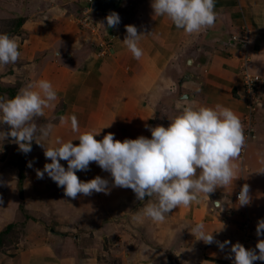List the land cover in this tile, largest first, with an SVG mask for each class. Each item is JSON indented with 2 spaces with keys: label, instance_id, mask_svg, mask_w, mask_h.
I'll list each match as a JSON object with an SVG mask.
<instances>
[{
  "label": "rangeland",
  "instance_id": "1",
  "mask_svg": "<svg viewBox=\"0 0 264 264\" xmlns=\"http://www.w3.org/2000/svg\"><path fill=\"white\" fill-rule=\"evenodd\" d=\"M64 2L66 3L64 4ZM40 5L44 8L41 9ZM116 6H120L118 10H121L123 6L124 9L128 8L126 0L121 3L119 1ZM89 7L90 5L88 6L84 0H0V33L18 37L21 54L15 64L0 65V97L9 98V93L4 91V87H9L15 96L29 82L40 79L50 81L54 89H57V70L61 66L57 62L60 60L48 58L49 54L46 52L55 47L57 42L54 40L56 38L43 40V37L47 30L59 33L66 26L65 23L73 24L77 28L76 39L78 42L83 41L84 38L90 41L91 37H94L95 40L91 39L90 41L94 44L92 50L88 44L82 42L86 53L90 49V52L94 54L89 52L90 55L98 57V60L103 62L108 58V55H111L109 48L113 43L112 36H106L107 33L103 26L107 15L96 17L93 13L94 10L91 11ZM55 8L56 12L66 8V15L62 20L50 21L48 16ZM87 9L91 12L89 17L83 14ZM41 10L44 12L43 15ZM123 13L126 15V12ZM17 19H21L22 22L16 28ZM26 19L29 20L26 21ZM123 23L126 21L123 20ZM240 28L241 32L238 37L230 34V38L239 43L237 50L234 53L225 52L224 49L227 45L224 44L221 49L217 48L218 57L210 60L204 70L201 69L206 75H210L209 81L214 76L222 80L218 79L217 81L221 83L220 85H226L225 81L229 83L234 80L233 75L225 72L226 68L237 67L239 81L242 84L241 71L244 61L248 70L250 28L245 23ZM70 30H73V27ZM246 30H249L248 37L245 36ZM52 43H54L53 46H51ZM40 52L43 53L40 54ZM198 54L201 55V53ZM117 70L119 69H116V72ZM120 71L123 73V70ZM116 72L114 75L110 73L109 86L111 89L108 86L105 93L107 96L115 95L116 98L124 97L126 93L123 90L127 89L128 84L122 86V83L117 80ZM128 72H132V70L129 69ZM257 81L256 97L260 99L264 96V74L260 75ZM133 84L130 81L129 87ZM114 86H117L116 91L113 90ZM241 91L239 87V92ZM56 92L58 100L54 102V107L46 108L45 116L37 118L36 123L38 125L46 123L54 125L50 135L51 140L54 141L60 137L65 141L73 139L72 142L78 144L79 141L75 138L80 133L93 131L89 127L88 121L96 120L99 117L89 113L92 112L91 108L93 107L90 105L83 113L72 112L70 116L74 114L77 117L80 132L72 131L68 113L64 116L58 114V110H56L57 105L62 102V96L57 90ZM255 108L256 105L248 113L255 112ZM134 109L131 112L129 110L126 117L118 116L117 111H114L115 116L118 117L116 129L113 128L115 131L112 127H107L101 133L99 140L109 132L113 133L117 140L130 139L127 130H132L134 121L138 122V125L144 123V118L135 115ZM141 110L137 107L136 114L141 113ZM61 117L68 120V123H62ZM99 119L101 120V118ZM171 119L167 118L168 121ZM130 121L131 126L128 129L125 125L130 124ZM163 122L160 120L158 124ZM246 124L247 122L245 126ZM0 128L7 130L8 126L0 125ZM9 140H11L10 137ZM31 149L30 153L25 154L19 150L15 143L5 141L3 150L0 151V232L6 230L0 237V262L3 259L9 261L14 259L13 257H18L15 259L16 263V260H20L19 257L23 258V255L31 250H34V253L42 252L50 247L58 253H76L78 257L89 249L94 256L93 264H122L120 256L132 249L130 244L133 246L135 243L145 241V248L147 251L149 248V253L153 258L154 256L160 258L161 255L165 258L156 261L157 264H195V255H190V258L192 257L189 258L190 260L183 255L190 252V243L195 238L191 233V227L197 222H203L207 231L218 229L221 222L224 227L222 230L214 231L212 233L214 237L217 234L220 237L225 235V239L222 238L220 242L225 240L233 244L240 242L245 248H251L257 252L258 249L255 248L257 240L264 238L256 235L257 221L264 219V146L249 147L245 152H241L240 157L242 155L243 159L241 172H238L237 179L226 186L227 191L223 193V197L217 193H215L217 196L209 194L208 197L202 194L201 202H193L187 208L180 206L173 209L166 216L164 222H154L144 217L142 215L143 206L152 198L138 201L130 188L112 187L109 194L93 192L88 196L81 194L76 199L65 196L64 189L58 187L46 173L43 179L37 177L36 170L42 171L44 164L51 161L45 157L44 149L35 141L32 142ZM29 163H31V167H29ZM60 163L67 168L66 161L61 160ZM76 175L82 182L95 176L106 178L110 184L112 182L110 173L102 170L95 162L90 163L88 170L77 171ZM244 184L249 186L251 199L248 205L240 206L235 192ZM217 200L223 203L222 211L211 202ZM193 207L195 214L191 215L189 209ZM205 211L208 212L206 215H204ZM247 220L249 228L244 229L243 223ZM181 222H184L182 223L184 225L180 224ZM166 231H171L172 235L165 234ZM163 234L170 241L167 245L161 244ZM198 241V244L191 245V248L194 247L193 252L203 256L200 259H211L216 264H233L230 246L221 250L216 243L205 244L203 241ZM135 247L134 251H136ZM185 247L186 249L183 250ZM147 251L136 252L141 255H135V260L137 256L140 261L145 258ZM152 251L155 252L154 255ZM253 264H264V261L257 260Z\"/></svg>",
  "mask_w": 264,
  "mask_h": 264
},
{
  "label": "clouds",
  "instance_id": "2",
  "mask_svg": "<svg viewBox=\"0 0 264 264\" xmlns=\"http://www.w3.org/2000/svg\"><path fill=\"white\" fill-rule=\"evenodd\" d=\"M151 7L154 15L166 16L176 28L189 35L213 27L217 18L215 0H152ZM105 19L108 28L120 23L116 12ZM125 27L127 35L123 43L139 60L143 56L139 47L141 34L134 25ZM19 46L18 37L0 33V65L15 64L21 55ZM180 99L183 103L177 104L178 114L169 120L167 127L149 128L151 138L141 135L121 141L109 132L97 140L100 128L80 133L75 138L79 143L74 144L73 139L65 141L57 137L51 140L52 123H36L37 118L45 116L46 108L54 107L58 96L48 80L29 82L14 97H0V125L8 126L7 130L0 128V151L8 141L27 154L35 141L51 161L44 164L42 171L36 170L37 177L43 179L46 173L64 189L65 196L76 199L81 194L88 196L93 192L109 194L112 187L130 188L138 201L152 198L143 206L142 215L154 222H164L173 209L190 207L193 202L200 201L202 194L208 197L217 187L237 179L236 161L246 142L241 119L231 108L219 104L200 105L183 96ZM68 119L72 131L80 132L77 117L73 114ZM61 122L66 124L68 120L61 117ZM61 160L67 162V168ZM92 162L110 173L111 184L100 176L85 182L78 178L76 172L88 170ZM237 199L240 206L250 203L247 184L242 185ZM211 202L223 210L220 200ZM223 227L220 222L218 229L207 231L203 222H197L191 227V233L205 244L216 243L221 250L230 246L233 264L264 261V238L257 240V252L240 242L215 240L212 233ZM256 235L264 237V219L257 221Z\"/></svg>",
  "mask_w": 264,
  "mask_h": 264
},
{
  "label": "crops",
  "instance_id": "3",
  "mask_svg": "<svg viewBox=\"0 0 264 264\" xmlns=\"http://www.w3.org/2000/svg\"><path fill=\"white\" fill-rule=\"evenodd\" d=\"M122 1L120 0V3ZM126 1L127 9H124L123 6L121 10H118L120 6H116L111 11L117 14L119 12L120 23L116 27L108 28L107 21H104V27L107 29L106 32L104 28L107 33L106 36H112L111 40L113 42L109 48L111 55H108L107 60L105 59L104 62L99 61V58L93 56V52H90L92 45H94L90 41L91 39L94 41V37H91L90 41L84 38L85 40L78 42V39H76L77 28L73 24L65 23L66 26L59 33L45 31L43 40L56 38L54 42H57L55 47L46 51L49 54L48 58L52 60L56 58L57 61L59 59L60 62H57V64L61 65L57 70L58 77L56 80V90L62 96V102L56 108L58 114L66 116L68 113L70 116L74 111L83 113L88 105L93 106L91 108L92 112L89 113L101 118V120L99 118L96 120L90 119L91 121H88V125L93 131H97L102 127L99 135L96 136L97 140H99L101 133L107 127L116 129L118 117L115 116L114 111H117L118 116L126 117L128 116V111L132 107L131 110L137 106L142 109L141 113L136 114L135 110L137 107L133 112L135 115L143 117L144 120H141L144 123L138 125V122L134 121L132 130H127L128 135L130 134V139H135L141 135L151 138L149 128L157 125L167 127L169 124L167 118H173L178 114L177 104L183 103L180 99L183 96L200 105L215 106L219 104L231 108L240 117L244 127L246 142L245 148L243 147L241 152H245L249 147H263L264 96L259 99L255 112L249 115L243 94L244 87L243 83L241 84V81H239L240 77L237 67L234 69L226 68L225 72L234 76L233 81L229 83L225 81L226 85H220L221 83L217 82L219 78L214 76L209 81L211 79L208 78L210 75H206L201 69L204 70L210 60L218 57L219 51L217 48L221 49L224 44L227 45L224 49L225 52L234 53L237 50L239 43L232 40L230 36L236 35L238 37L241 32L240 27L245 23L250 28L248 71L259 75L264 74V0H215L217 18L214 26L192 35L176 28L166 16L154 15L151 7L152 0ZM40 8L43 9L44 7L40 5ZM41 11L43 15L44 12L43 10ZM56 11V8L53 9L48 16L51 19L50 21L62 20L65 17L66 8L59 12ZM123 12H126V15ZM93 13L96 17H104V15L110 14L99 11H94ZM28 20L26 19V21ZM123 20L126 23H123ZM121 23L124 25H121ZM126 25H134L137 33L141 34L139 47L143 50V56L139 60L133 57L123 43L127 35ZM71 27H73V30H70ZM82 42L90 46L87 53ZM53 45L54 43L51 44V46ZM239 48L238 46V50ZM217 51L218 53H216ZM89 52L93 54V57ZM42 53L40 52V54ZM198 53H201V55ZM116 69L119 70L116 72ZM129 69L132 72H128ZM120 70H123V73ZM114 72L117 73V80L122 83V86L128 84L126 86L127 89L123 90L126 93L124 97L116 98L115 95L107 96L105 93L111 82L109 75L110 73L114 75ZM130 81L134 84L129 87ZM228 86L231 90H228ZM239 87L242 90L241 92H239ZM108 88L111 89V86ZM113 90L116 91L117 86H114ZM160 120L164 122L158 124ZM108 124L109 126H107ZM247 125L249 130H247ZM105 126L107 127L104 128ZM125 126L130 129L131 121L130 124ZM242 160L241 155L236 161L238 165L236 175L241 172ZM226 186L217 187L210 194L214 195L217 193L223 197V193L227 191ZM240 190L241 188L238 191ZM217 194L215 195L217 196ZM189 211L191 215L195 214L194 207L190 208ZM204 213L206 215L208 212L205 211ZM182 223L184 222L180 224ZM169 233L172 235L171 231L165 232V234ZM218 235L214 237L217 241L222 240L225 236L220 237ZM165 236L162 237L161 244L163 245H167L170 242L168 237ZM189 237L188 239H191ZM198 242L194 238L190 244L195 246ZM191 245L189 247L190 252H186L187 255L183 256L189 259L190 255H195V264H216L211 259H200L203 256L201 257V254L194 253V247L191 248ZM130 246L132 249L120 256L122 264H157L156 261L165 259L162 255L161 257L159 256L160 258L156 256L153 258L149 253V248L148 251L145 248V241L135 243L133 246L130 244ZM134 247L136 251H134ZM182 249L179 250L182 251ZM185 249L186 247L183 250ZM141 250L147 251V255L145 254L146 257L140 261L138 256L141 254H136V252ZM179 250L178 252H180ZM152 254L154 255L155 252L152 251ZM135 255H138L136 260ZM13 258L9 261L3 259L0 264H93L94 262L92 260L94 256L89 249L78 257L76 253H58L50 247L42 252L34 253V250H31V252L24 254L23 258L19 257L20 260H16V263L15 259L18 257Z\"/></svg>",
  "mask_w": 264,
  "mask_h": 264
},
{
  "label": "built area",
  "instance_id": "4",
  "mask_svg": "<svg viewBox=\"0 0 264 264\" xmlns=\"http://www.w3.org/2000/svg\"><path fill=\"white\" fill-rule=\"evenodd\" d=\"M84 1H85V3L88 4V6L90 5L89 8L92 11L91 3L93 0H84ZM83 14H85V16L89 17L91 12L89 11V9H87ZM248 32H249V30L245 33L246 37H248ZM241 61H242V58H241ZM245 64H246V62L244 61L242 64L243 69L241 71V77H242V83L244 86V95H246L245 100H246V104H247V109H248V112H251L252 109H254L255 105L257 106L258 101H259V99L256 97V94H257L256 93V91H257L256 83L258 82L257 80L260 78V75L250 73L246 69ZM247 130H249V126H248ZM239 192L240 191L236 192V194H235L236 197H238ZM243 225H244V229H248L249 228L248 220L246 222H244Z\"/></svg>",
  "mask_w": 264,
  "mask_h": 264
},
{
  "label": "water",
  "instance_id": "5",
  "mask_svg": "<svg viewBox=\"0 0 264 264\" xmlns=\"http://www.w3.org/2000/svg\"><path fill=\"white\" fill-rule=\"evenodd\" d=\"M120 0H93L91 8L94 11L110 13Z\"/></svg>",
  "mask_w": 264,
  "mask_h": 264
},
{
  "label": "trees",
  "instance_id": "6",
  "mask_svg": "<svg viewBox=\"0 0 264 264\" xmlns=\"http://www.w3.org/2000/svg\"><path fill=\"white\" fill-rule=\"evenodd\" d=\"M21 22H22L21 19H17V20H16V28H17L18 25H20ZM243 87H244V86H243ZM4 88H5L4 91H7V92L9 93V98L14 97V94H13L12 91H10V88H9V87H4ZM10 93H12L13 95L11 96ZM5 231H6V230H2V231L0 232V237H1V234L5 233ZM0 242H1V238H0Z\"/></svg>",
  "mask_w": 264,
  "mask_h": 264
}]
</instances>
